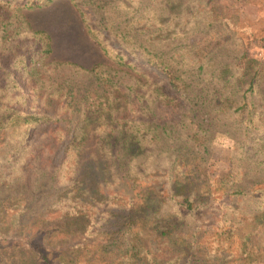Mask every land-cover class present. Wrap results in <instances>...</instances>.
Wrapping results in <instances>:
<instances>
[{
  "label": "trees",
  "instance_id": "obj_1",
  "mask_svg": "<svg viewBox=\"0 0 264 264\" xmlns=\"http://www.w3.org/2000/svg\"><path fill=\"white\" fill-rule=\"evenodd\" d=\"M41 1L0 0V175L11 173L8 187L32 174L43 191L32 220L59 231L38 248L24 239L30 251L12 264H207L200 249L217 226L203 223L264 221V57L251 56L264 50V25L239 26L227 0H127V21L114 0H72L92 10L97 29L79 7L106 55L101 33L153 71L120 54L85 69L54 60L52 35L10 7ZM19 39L37 47L31 58L18 55ZM217 138L232 143L221 179L207 172ZM60 148L65 160L50 170Z\"/></svg>",
  "mask_w": 264,
  "mask_h": 264
},
{
  "label": "rangeland",
  "instance_id": "obj_2",
  "mask_svg": "<svg viewBox=\"0 0 264 264\" xmlns=\"http://www.w3.org/2000/svg\"><path fill=\"white\" fill-rule=\"evenodd\" d=\"M227 1L230 2V7L235 8V21L239 26L250 29L252 32L257 27L264 25V0ZM78 3L80 2L72 0H43L40 3L36 2L38 4L36 7L38 8L23 9V2H18L10 7L22 8L21 10H24L25 17L34 29L43 30L52 35L53 47L55 49L53 59L56 61H69L85 69H92L96 64L113 66L115 63H120V60L116 57L117 54H120L124 55V62L131 65L134 70H145L152 73L153 69L143 62L142 59L138 56L134 57L125 51H119V47L113 43L112 39L101 33L100 37L102 40L100 41L106 44L108 50L111 51V56L106 55L98 42L93 40L88 34L87 24L84 22L83 17L80 16L79 7L82 11L86 12L85 19H88L89 25L97 29L96 26L99 23L96 22V18L92 15L90 8ZM30 7H35V5H30ZM111 7H113L112 13H118L117 19L119 21L121 19L127 21L131 18L136 20L135 7L128 4L127 0H114ZM17 44L19 56L27 55L28 58H31L37 52V47L33 42L19 39ZM17 56H14V58H17ZM251 56L261 59L264 57V50L253 49ZM4 61H8L7 63H9L11 57L9 60L5 57ZM14 71L19 73V69H14ZM155 75L160 80L163 78V76L157 73ZM22 87L25 86L22 85ZM231 146V141L225 138L216 139L214 150L212 151V159L207 165V172L212 178L221 179L228 174ZM63 154L62 148L50 154L48 158L49 164H47L50 170H55L62 165L65 160V155ZM14 174L12 173V175ZM10 175V172L0 175V202L4 204L5 208L10 210L9 214L7 212L4 214L6 217L0 214V264H12L13 262L18 263L23 261L24 257L27 256V252L30 251L26 247L27 243L24 239H29V244L38 248L45 246V243L55 244L57 240L53 239V236L57 237L58 235L55 230H58L59 223L56 220L46 223L49 224V228L43 225L39 227V221L38 223H34L32 220L34 218V214H32L34 210L37 212L35 216L38 214L39 208L37 203L43 192L40 190L36 191L34 186H32L34 182L32 181V174L31 177H26L19 182L15 180L13 184L7 187V179H9ZM30 204H32V208L26 211L24 221H22L21 213H24L22 211L23 206L26 210V205L30 206ZM34 205L35 208L33 209ZM14 212L17 214H14ZM54 217L51 215L49 218ZM12 220L15 223L14 226L17 227L12 232H9L6 229V225ZM226 224L227 222L221 220V217L215 221L211 219L203 223L205 227L210 225L217 226L216 230L208 231V237H206L208 243L206 247L200 249V251H203L202 256L206 251H210L208 252L207 264H221L226 260H228L227 262H236V264H264V221H259L258 218H245L243 221H236L235 225L227 224L228 227L233 226V230L231 231L220 229L225 227ZM224 232H227V234ZM219 238L225 241L222 244L224 248L221 250L219 249V243L222 242L217 241ZM149 240L145 239V246L149 247ZM245 242L248 245H245L243 250V245L241 244ZM221 253L227 254L220 256Z\"/></svg>",
  "mask_w": 264,
  "mask_h": 264
}]
</instances>
